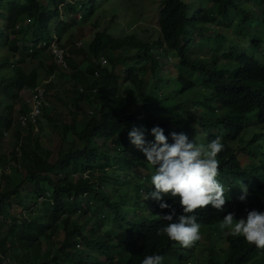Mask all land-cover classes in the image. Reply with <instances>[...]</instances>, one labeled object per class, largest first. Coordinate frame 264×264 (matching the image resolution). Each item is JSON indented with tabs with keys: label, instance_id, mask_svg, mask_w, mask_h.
Segmentation results:
<instances>
[{
	"label": "trees",
	"instance_id": "1",
	"mask_svg": "<svg viewBox=\"0 0 264 264\" xmlns=\"http://www.w3.org/2000/svg\"><path fill=\"white\" fill-rule=\"evenodd\" d=\"M101 3L0 0V147L13 129L17 108L19 114L29 109L24 90L56 73L64 83L71 81L55 93L69 116L49 114V104L42 110L57 135L55 148L44 147L40 122H30L14 130V147L0 153V264H141L152 254L162 255L163 264H264V250L219 228L228 212L246 219L248 209L232 200L224 212L200 214L203 224L226 240L224 247L211 248L208 258L194 254L198 241L183 248L157 235L168 223L160 217L171 209L142 198L141 192L154 190L152 183H133L147 180L144 171L154 167L129 138L138 128L146 141L154 142L151 129L159 126L170 144L172 132L194 141L195 134L233 130L234 118L222 110L264 112V0H164L161 36L153 43L99 31L85 51L86 64L72 53H66L67 67L45 63L44 52L54 42L66 48L73 36L61 40L77 15L82 12L85 22ZM230 23L237 25L235 38L228 34ZM215 24L226 25L227 31L220 26L206 34L207 26ZM107 49L119 53L108 58L110 67L101 64ZM220 57L228 64L220 65ZM34 59L38 64L29 68ZM120 62L126 66L116 71ZM253 115L244 113L255 121ZM262 165L258 177H264ZM256 187L257 179L247 184L248 191ZM149 199L152 215L145 214ZM162 199L182 214L177 198ZM252 199L249 193L244 207Z\"/></svg>",
	"mask_w": 264,
	"mask_h": 264
},
{
	"label": "clouds",
	"instance_id": "2",
	"mask_svg": "<svg viewBox=\"0 0 264 264\" xmlns=\"http://www.w3.org/2000/svg\"><path fill=\"white\" fill-rule=\"evenodd\" d=\"M102 60L103 57L101 64L105 66L108 62L103 63ZM221 61L220 57V65ZM96 73L100 76L98 71ZM96 73L95 78L98 77ZM48 83L44 80L40 85L43 84L47 90ZM35 88L31 90L28 100L29 109L24 113L30 110V99ZM245 112H252L255 121L247 119ZM24 113H20L19 117ZM222 113L234 118L233 130L220 135L211 131L206 137L195 134L194 141L189 140L185 133L172 132L174 142L170 144L159 126L151 129L154 142L146 141L144 132L138 128L129 132L131 143L145 154L147 162L155 168L151 177L154 190L144 192L145 200L152 198L160 202L162 209H171L169 214L160 217L168 223L158 229L157 235H166L183 248L192 247L197 241L204 242L208 254L198 259L208 258L210 249L217 247L218 242L226 244L224 234L216 232L213 226L204 225L200 214L208 209L224 212L227 200L248 209L247 216L246 219H236L234 213L228 212L223 216L219 228L225 234L243 237L248 244L264 250V177H258L264 162V112L251 107L241 113L228 109L225 112L222 110ZM41 116L42 112L39 118ZM253 179H257V187L248 191L247 184ZM249 193H252L253 199L244 207ZM165 196L179 200L182 214L177 215L174 207L163 202ZM163 262L162 255L152 254L145 256L141 264Z\"/></svg>",
	"mask_w": 264,
	"mask_h": 264
},
{
	"label": "rangeland",
	"instance_id": "3",
	"mask_svg": "<svg viewBox=\"0 0 264 264\" xmlns=\"http://www.w3.org/2000/svg\"><path fill=\"white\" fill-rule=\"evenodd\" d=\"M163 1L164 0H102L101 6L97 4L98 8H97L96 13L92 17H90L88 20H86L85 22L83 21L84 18H82L83 16L82 12L79 14V16L77 15V23L74 24L67 31V33L62 37L61 41L62 43H64V41L68 37L73 36L72 39L66 44V48H64L67 51L66 52L67 55H70L72 53L71 57L77 58L79 59L80 62H85L86 64L87 61L85 60V56H86L85 51L90 47V44L95 39L99 31H107L113 37H117V38L131 34V35L136 36L138 39H141L143 41H150L151 43H153L155 40L159 39L161 36L160 26H159V12L163 5ZM74 5H77V4L74 3ZM64 19H66L65 15H64ZM0 21H1V18H0ZM60 22L61 20L58 23ZM61 25L62 23L57 24L55 27V31L58 32ZM220 26L224 31H227L226 25L215 24V27L207 26V31L205 33L206 34L215 33L218 31L217 28ZM229 26L232 28V31L230 29V31H228V34L231 37L235 38V32H236L235 27H237V25L236 23H230ZM221 28L219 29L221 30ZM199 37H200L199 34L195 36L196 39H199ZM205 42H207V40H205ZM56 46L61 47L59 42L57 43ZM79 48L81 49V52H78ZM68 50H71V51H68ZM208 53L209 52L205 53L204 58L209 57ZM24 54L25 53L23 52V55ZM116 55H119V53H114L107 49L103 52L102 57L108 60L109 57L116 56ZM43 57L46 58L45 63L47 64H50L51 62H53L54 64H58L55 56L53 55L52 46H50V48L45 50ZM216 59L217 58L214 57V60ZM127 63L128 65H130L129 62ZM35 64L36 65L38 64L37 59L32 60L27 65L30 68L32 65H35ZM110 65H112L110 61H108V63L105 64V66H109V67ZM221 65L223 66L227 65V59L222 57ZM125 66L126 64L124 62H120L119 64H117L116 71L124 68ZM118 75H119L118 79L123 78V74H118ZM52 78L54 79L52 82L53 85H51L49 92L47 94V101L49 104V106L46 108L47 112L55 116H58L60 113L67 114V116H69V112H68L69 109L66 108L61 103V101L58 100L57 95L55 93L65 90L66 86L68 87L71 86L70 85L71 81L69 80L68 82L64 83L60 79L58 73H56V75L54 76H51L49 79H45V80L50 82ZM125 84L126 83H124L123 84L124 86L121 88V91L123 93L126 92ZM128 85L131 86L130 83H128ZM22 93H24V96H25L23 97V101H26L27 97L30 98L31 96L30 95L31 91L24 90ZM63 116L65 119H69L67 116L65 115ZM18 117H19V113H18V108H17L16 113H15V122H14L13 129L11 130L10 134H8V136L5 138L4 144H3L4 147H0V153L5 152L14 147L13 146V141H14L13 132L14 130L18 129L19 126L21 125ZM38 122H40L39 123L40 125L38 126V130L41 133L42 142H43L44 147L51 148V149L55 148V146L57 145V135L54 133L52 123H49L47 119L42 118V117L38 119ZM144 172H145V175H148V179L147 180H144V179L134 180L133 181L134 184L147 185L151 183V177L155 172V168L146 169ZM108 174L112 175V171H109ZM141 193H142L141 195L142 198L145 199L144 197L146 193L144 192H141ZM20 210L21 208H19V211ZM153 213H154V208L152 207V204L149 201L147 204V210L145 214L152 215ZM72 220L78 221V218H73ZM58 227L56 228L58 229ZM60 227L62 228L61 225ZM57 235L62 237L63 236L62 231L57 230ZM202 239L203 238H201V240ZM225 245L226 244L223 241H220L218 242L217 247L218 249H220L224 247ZM44 248H46V245H43V249ZM194 254L199 258L206 256L208 254L207 245L203 243H199V246L194 249Z\"/></svg>",
	"mask_w": 264,
	"mask_h": 264
},
{
	"label": "built area",
	"instance_id": "4",
	"mask_svg": "<svg viewBox=\"0 0 264 264\" xmlns=\"http://www.w3.org/2000/svg\"><path fill=\"white\" fill-rule=\"evenodd\" d=\"M56 45L57 44L55 43V45L53 44L52 46L53 53L55 54L57 61L61 65L67 67V62H66V57H65L66 52L63 48L56 46ZM102 62L106 63L107 60L103 58ZM96 75L98 76V73H96ZM46 93H47V90L43 84L35 88V90L33 91L32 97L30 99V104H31L30 110L27 113L20 115L19 117V121L22 125H26L29 122L36 123L38 121V118L43 110V107L47 103ZM17 150H19V147H17ZM4 264H14V263L5 261Z\"/></svg>",
	"mask_w": 264,
	"mask_h": 264
},
{
	"label": "crops",
	"instance_id": "5",
	"mask_svg": "<svg viewBox=\"0 0 264 264\" xmlns=\"http://www.w3.org/2000/svg\"><path fill=\"white\" fill-rule=\"evenodd\" d=\"M31 95V94H30ZM28 100H29V97H27V100H26V102H27V105H28ZM28 108H29V105H28Z\"/></svg>",
	"mask_w": 264,
	"mask_h": 264
}]
</instances>
